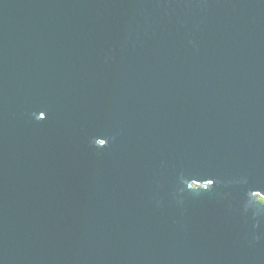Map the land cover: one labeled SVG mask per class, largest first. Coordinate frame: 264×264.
I'll list each match as a JSON object with an SVG mask.
<instances>
[{"label": "water", "instance_id": "water-1", "mask_svg": "<svg viewBox=\"0 0 264 264\" xmlns=\"http://www.w3.org/2000/svg\"><path fill=\"white\" fill-rule=\"evenodd\" d=\"M0 264H264V0H0Z\"/></svg>", "mask_w": 264, "mask_h": 264}, {"label": "snow or ice", "instance_id": "snow-or-ice-1", "mask_svg": "<svg viewBox=\"0 0 264 264\" xmlns=\"http://www.w3.org/2000/svg\"><path fill=\"white\" fill-rule=\"evenodd\" d=\"M41 119H43V114H41ZM212 181L211 180H209V183H211Z\"/></svg>", "mask_w": 264, "mask_h": 264}]
</instances>
